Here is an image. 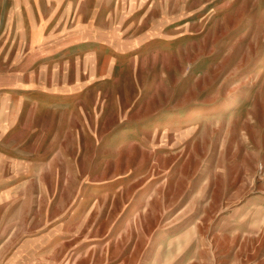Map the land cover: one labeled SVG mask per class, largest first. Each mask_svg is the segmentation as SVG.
Masks as SVG:
<instances>
[{"label":"rangeland","instance_id":"374dc122","mask_svg":"<svg viewBox=\"0 0 264 264\" xmlns=\"http://www.w3.org/2000/svg\"><path fill=\"white\" fill-rule=\"evenodd\" d=\"M0 264H264V0H0Z\"/></svg>","mask_w":264,"mask_h":264}]
</instances>
